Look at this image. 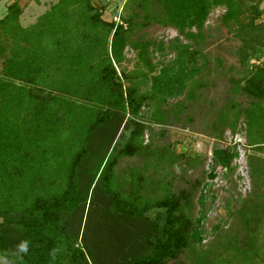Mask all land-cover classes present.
Wrapping results in <instances>:
<instances>
[{
  "label": "trees",
  "instance_id": "trees-1",
  "mask_svg": "<svg viewBox=\"0 0 264 264\" xmlns=\"http://www.w3.org/2000/svg\"><path fill=\"white\" fill-rule=\"evenodd\" d=\"M91 1L58 0L29 28L17 24L16 1L0 18V254L15 264H264L258 231L264 224L263 159L248 157L249 195L234 207L226 201L234 220L213 225L202 246L210 186L198 178L173 191L171 167L183 153L168 144L151 149V138L142 144L144 131L166 123L162 104L193 97L205 63L198 65L194 47L203 42L210 11L222 7L220 24L232 27L241 44L236 53L246 69L236 86L248 101L225 104L210 128L217 138L225 129L231 135L242 130L246 147L264 151V25L254 24L261 12L256 6L244 12L239 0H126L125 27L102 20ZM152 24L190 44L177 37L166 45L136 38ZM125 47L144 71L117 73ZM247 52L263 56L259 67L245 65ZM154 55L159 60L152 63ZM176 104L177 111L182 104ZM150 105L145 123L140 111ZM121 130L127 136L119 144ZM210 155L206 178L213 180L216 169L233 171L234 147ZM123 157H140L144 166L119 178L114 167ZM154 184L159 190L151 199L138 195ZM25 241L28 251L18 253ZM228 253L233 263L224 259Z\"/></svg>",
  "mask_w": 264,
  "mask_h": 264
},
{
  "label": "rangeland",
  "instance_id": "rangeland-1",
  "mask_svg": "<svg viewBox=\"0 0 264 264\" xmlns=\"http://www.w3.org/2000/svg\"><path fill=\"white\" fill-rule=\"evenodd\" d=\"M13 1H16L21 8V13L17 19L18 26L21 28H29L32 27L37 19L58 0H0V18L4 15L6 7ZM91 5L97 9H101V19L105 22L111 21L112 17L118 14L117 10L119 8V20L123 26L126 27L122 21V18L126 17L130 12L126 0H114L112 3H106L105 0H92ZM239 6L244 12L247 6H256L261 12L260 16L264 15V0H239ZM223 11L224 9L222 7H216L210 11L205 22L206 31L203 33V42L198 44V47H194L196 51L194 57L198 60V65L205 63L204 69L194 78L197 83L195 85L196 87L192 88L194 92L193 97L187 99L183 95L182 97L168 99L160 106L162 110L168 112L165 117L166 123L151 125V134L144 131L142 135V144H146L149 138H151V149L153 147H163L165 144H168L169 148H171L175 154L183 153L182 155L184 158L176 160L171 167L173 191L175 187L178 189H186L189 183L198 178H202L204 183L210 186V194H212L213 199L207 198L205 200V205L208 209L205 213V220L202 225L204 231L202 235V246L206 245L207 241L211 240L210 228L213 225L218 222L227 224L231 221L228 224L230 225L232 220H234L233 218L235 216H233L232 219L227 216V211L225 210L226 201L230 202L232 207H234L235 202H238L236 201L237 198L243 199L249 195L250 177L248 174V157L254 156L264 160V151L258 152L245 146L242 130L231 135L230 132L225 129L222 135L217 138L214 136L215 132L211 131L210 128L211 122L214 121V116L218 113V109L222 108L225 104L228 106V103L235 101L245 106L248 101V99L239 92V89H237L242 84L243 72L246 69L245 66L243 67L238 63L236 51L241 44L236 35L233 34L232 27L231 30H227L220 24V16L223 14ZM240 20L242 23L247 20L246 13L241 15ZM254 24H259L258 19L254 21ZM135 36L136 38H142L141 40L143 41L148 39L152 41V43L162 41L164 45L174 37H177L180 43L190 44V41H186L180 36H177L175 30L157 24H152L145 30L135 32ZM260 42L256 44L255 47L259 48L261 46ZM262 51V55H264V48H262ZM247 53L248 57H250L245 65L248 66V68L252 66L259 67L262 63L263 56L256 55L251 57V54L249 52ZM156 55L153 56L152 63L159 60ZM171 58L172 55L168 54L162 59V62L165 63ZM115 70L118 74L119 72H124L126 74L134 70H141L142 72L144 68L138 63L135 52L125 47L123 51V61ZM136 80H139V77H137ZM147 86V83L144 85L140 84L138 90L144 92L147 90ZM190 88L191 86L187 89ZM177 102H181L182 105H180L176 111L175 106ZM153 111L154 108L152 105L141 109L140 112L144 114L145 120L143 121L145 123L147 121L146 117ZM241 125V121L239 120L237 129L241 127ZM126 136L127 131L121 130L117 143L121 144ZM227 147H234L237 153V158L231 163L233 171L226 175L216 169L215 172L217 176L213 180H209L205 177V173L208 172L211 162V150L214 148L223 149ZM152 162L150 163L151 168L155 167ZM143 166V161L140 157H123L118 159L114 169L119 178H127L128 174L133 173L134 170L138 172ZM145 171L149 174L151 173L149 169H145ZM146 172H143V175L146 176ZM154 172L155 175L158 170L155 169ZM169 176L170 175H167L166 179H170ZM156 178L160 179L159 177H155L154 179ZM79 183L83 184L81 180H79ZM147 190L148 186H145V188L139 191L138 195L142 196L145 193L144 199L149 200L159 189L157 188V184H154L153 189ZM196 196L197 192L193 201ZM137 200L140 201L139 197H137ZM196 210L197 207L194 208V212H196ZM258 231L260 236L259 243L264 244V224L259 227ZM227 257L231 260V263H233L231 253L225 255L224 259ZM96 259H98L99 263L105 262V260H101L99 256H97ZM181 260L185 262L184 258H181ZM255 261L256 260H253L254 263ZM0 264H15V262L11 257L0 254Z\"/></svg>",
  "mask_w": 264,
  "mask_h": 264
},
{
  "label": "built area",
  "instance_id": "built-area-1",
  "mask_svg": "<svg viewBox=\"0 0 264 264\" xmlns=\"http://www.w3.org/2000/svg\"><path fill=\"white\" fill-rule=\"evenodd\" d=\"M114 0H105L106 3H112ZM118 14H116L115 16L112 17L111 21L115 24V25H122L121 21L119 20V11L120 9L118 8ZM259 23H261L262 25H264V15L260 16L258 18Z\"/></svg>",
  "mask_w": 264,
  "mask_h": 264
},
{
  "label": "clouds",
  "instance_id": "clouds-1",
  "mask_svg": "<svg viewBox=\"0 0 264 264\" xmlns=\"http://www.w3.org/2000/svg\"><path fill=\"white\" fill-rule=\"evenodd\" d=\"M28 251V244L27 242H21L20 245H18V253H26ZM52 256L53 259H55L54 256V250L52 251V253L50 254Z\"/></svg>",
  "mask_w": 264,
  "mask_h": 264
}]
</instances>
